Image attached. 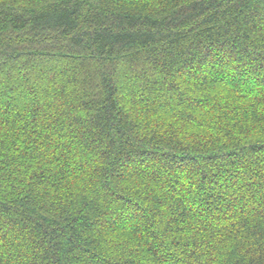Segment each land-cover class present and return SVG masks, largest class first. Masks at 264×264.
<instances>
[{
    "label": "trees",
    "instance_id": "trees-1",
    "mask_svg": "<svg viewBox=\"0 0 264 264\" xmlns=\"http://www.w3.org/2000/svg\"><path fill=\"white\" fill-rule=\"evenodd\" d=\"M0 264H264V0H0Z\"/></svg>",
    "mask_w": 264,
    "mask_h": 264
}]
</instances>
